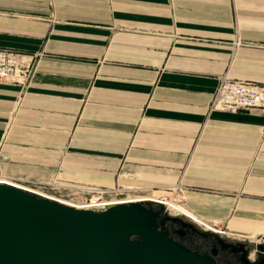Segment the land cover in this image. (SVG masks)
<instances>
[{
	"label": "crops",
	"instance_id": "0c3cea01",
	"mask_svg": "<svg viewBox=\"0 0 264 264\" xmlns=\"http://www.w3.org/2000/svg\"><path fill=\"white\" fill-rule=\"evenodd\" d=\"M0 46L42 52L0 81V174L180 184L196 215L264 236V109L211 107L221 75L264 84V0H0Z\"/></svg>",
	"mask_w": 264,
	"mask_h": 264
},
{
	"label": "water",
	"instance_id": "95a60500",
	"mask_svg": "<svg viewBox=\"0 0 264 264\" xmlns=\"http://www.w3.org/2000/svg\"><path fill=\"white\" fill-rule=\"evenodd\" d=\"M177 218L151 200L80 207L0 180V264H220L169 232Z\"/></svg>",
	"mask_w": 264,
	"mask_h": 264
},
{
	"label": "built area",
	"instance_id": "2783aa9c",
	"mask_svg": "<svg viewBox=\"0 0 264 264\" xmlns=\"http://www.w3.org/2000/svg\"><path fill=\"white\" fill-rule=\"evenodd\" d=\"M41 54V51L23 52L12 47L0 46V81L22 84L28 83L32 78ZM211 107L231 111L242 109L249 110L255 107H262L264 109V84L251 79L232 78L226 74L221 75L219 76V83L212 97ZM1 175L2 174H0V176ZM10 182L28 187L14 180ZM78 187L86 193H90L91 191H98L99 193L91 198L86 197L83 204L92 203L93 197L99 201H103L104 192L115 190L114 188ZM157 191L158 190L155 191V189H146L144 190L146 193L143 192V194H138L141 196L138 200H151L161 203L164 205L166 212L183 214L206 230H211L219 234L227 232L223 223L221 224V222L200 217L187 208L183 201L185 198V195L183 194V186L180 184L167 186L160 190L159 193ZM176 204L184 207L179 208ZM105 206L106 205L101 208H104Z\"/></svg>",
	"mask_w": 264,
	"mask_h": 264
},
{
	"label": "flooded vegetation",
	"instance_id": "af4514ba",
	"mask_svg": "<svg viewBox=\"0 0 264 264\" xmlns=\"http://www.w3.org/2000/svg\"><path fill=\"white\" fill-rule=\"evenodd\" d=\"M171 216L178 218L169 221L165 226L176 239L203 253L215 252L220 264H264V257L258 256L252 240L230 239L201 228L181 214Z\"/></svg>",
	"mask_w": 264,
	"mask_h": 264
},
{
	"label": "rangeland",
	"instance_id": "374dc122",
	"mask_svg": "<svg viewBox=\"0 0 264 264\" xmlns=\"http://www.w3.org/2000/svg\"><path fill=\"white\" fill-rule=\"evenodd\" d=\"M1 177H7L5 175H2ZM11 179H13L14 181L20 182L21 184H24L30 188H33L36 190L37 189H41L42 191L50 194V195H54L72 202H77L79 204H82L85 200L86 197L91 198L92 196H96L98 193V191H91L90 193H86L83 192L81 189H79L78 186H82V185H65V184H57L51 181H44V180H28V179H23V178H16V177H10ZM88 187H96V188H101L103 186H98L97 185H90ZM113 188L115 190H109L108 192H104V197H103V201H108L114 198H126L128 195H138V194H143L144 191H138V189H133V188H127L126 186L123 185H115L113 186ZM40 190V191H41ZM159 193V191H157ZM146 193V192H144ZM93 199H95L93 197ZM170 215H176L179 213H169ZM180 215V214H179ZM183 215V214H181ZM185 216V215H183ZM185 218H188L187 216H185ZM192 221V220H191ZM194 222V221H193ZM195 223V222H194ZM197 224V223H196ZM222 224V223H221ZM198 225V224H197ZM200 226V225H198ZM224 226V225H223ZM201 227V226H200ZM226 228V226H224ZM203 228V227H201ZM227 232L223 233L221 235L226 236L227 238L230 239H250L252 240V242L255 244L256 242H258V240H260V236H256L255 238H251L250 235H248L247 233H242V232H234V231H230L226 228ZM261 238H263V236H261ZM255 249H256V245H255Z\"/></svg>",
	"mask_w": 264,
	"mask_h": 264
},
{
	"label": "bare ground",
	"instance_id": "6f19581e",
	"mask_svg": "<svg viewBox=\"0 0 264 264\" xmlns=\"http://www.w3.org/2000/svg\"><path fill=\"white\" fill-rule=\"evenodd\" d=\"M2 176V175H1ZM0 176V180L1 181H7V180H10V179H8L7 177H1ZM4 179H7V180H4ZM11 181V180H10ZM17 182V181H16ZM18 183H20V182H18ZM36 189V188H35ZM37 190H41V189H37ZM41 192H43V193H45V194H48V193H46V192H44V191H42L41 190ZM48 195H50V194H48ZM51 196H53V197H57V196H54V195H51ZM59 199H61V200H63V201H65V202H67V203H70V204H74V205H77V206H82V207H92V208H101V207H103L104 205H106V204H108V203H116V202H121V201H126V200H138V199H140L141 198V196L140 195H128L126 198H114V199H111V200H108V201H99L98 199H93L92 200V203H88V204H79V203H77V202H72V201H69V200H66V199H63V198H60V197H58ZM179 208L180 207H184V206H182V205H178V204H176ZM188 211V210H187ZM189 212V211H188ZM190 213V212H189ZM261 232H262V230H260ZM250 234V237L251 238H255L256 236H257V231H254V232H252V233H249Z\"/></svg>",
	"mask_w": 264,
	"mask_h": 264
}]
</instances>
